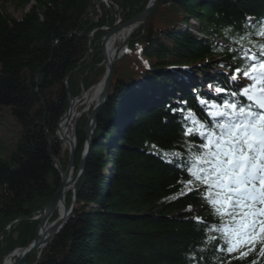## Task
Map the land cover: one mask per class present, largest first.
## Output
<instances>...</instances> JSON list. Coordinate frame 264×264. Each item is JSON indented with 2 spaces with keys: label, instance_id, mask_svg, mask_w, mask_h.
Instances as JSON below:
<instances>
[{
  "label": "trees",
  "instance_id": "16d2710c",
  "mask_svg": "<svg viewBox=\"0 0 264 264\" xmlns=\"http://www.w3.org/2000/svg\"><path fill=\"white\" fill-rule=\"evenodd\" d=\"M98 1L3 0L23 11L19 18L0 5V108L9 107L20 124L15 148L0 159V262L32 241L37 220L31 218L59 187L52 160L64 170L68 153L56 138V125L68 93L77 96L102 75L100 28L112 27L117 18L129 20L148 2L110 0L107 8ZM247 16L264 18V0H158L144 31L141 25L134 31L128 51L113 66L114 81L95 118L72 212L26 264H189L202 238L190 218L208 213L191 193L166 199L181 190L180 173L154 155L151 145L182 142L181 117L171 111L181 101L206 119L196 96L215 98L207 85L224 84L220 64L232 63L222 46L213 45L224 28H242ZM85 121L74 129L75 167ZM189 203L195 210H187ZM21 218L27 219L7 227Z\"/></svg>",
  "mask_w": 264,
  "mask_h": 264
},
{
  "label": "snow or ice",
  "instance_id": "6c2138e0",
  "mask_svg": "<svg viewBox=\"0 0 264 264\" xmlns=\"http://www.w3.org/2000/svg\"><path fill=\"white\" fill-rule=\"evenodd\" d=\"M222 31L213 48L222 46L232 63L220 64L226 69L224 84L207 85L215 98L196 96L206 119L181 101L182 106L171 111L181 117L182 142L151 147L154 155L180 173L176 184L181 190L166 199L191 193L200 210L208 213L190 218L202 238L190 251L189 264H260L264 260V18L247 16L239 30L230 25ZM187 210H195L192 203Z\"/></svg>",
  "mask_w": 264,
  "mask_h": 264
},
{
  "label": "water",
  "instance_id": "95a60500",
  "mask_svg": "<svg viewBox=\"0 0 264 264\" xmlns=\"http://www.w3.org/2000/svg\"><path fill=\"white\" fill-rule=\"evenodd\" d=\"M157 2H158V0H149L147 5L145 6V8L140 13L136 14L135 16H133L129 20L125 21L124 23L117 25V26H114L104 35V37L102 39V43L100 45V51H101V54L103 56V61L105 63V72H104L102 80H101L103 82V87H102V91H101L100 96H99V101L93 106L92 110L90 111V114L88 115L85 126H84L85 143H84L83 153L81 155L80 161H79L78 165L76 166V169H75L73 175L70 178H68L69 171L74 167V147H73V145L70 146L68 164L65 168L64 173H60L61 167L58 165L57 161L54 159L52 160L53 167L55 168V170L59 174L60 184H59V187L57 188L54 196L52 197V199L43 207L42 210H40L38 212L39 214H41L43 211H46V213H44L45 214L44 217L41 216L40 222L44 221L46 223H49L50 218L52 217V214L55 210L56 203H57L58 197L60 195V192L66 184H68V183L71 184V187L73 190L75 183H76L78 177L80 176L81 171L84 167L86 155H87L88 149L90 147L92 132H93V129L95 127L96 115H97L99 109L101 108V106L106 102V100L108 99V97L110 95V87H111L112 80H113V64L118 59L119 55H118V51H117V53L111 59V61H106L105 56L103 55V47H104L105 41L112 34L118 32L119 30H121L123 28L136 27L139 24H141L142 28H144L145 22H146L148 16L152 13L154 8L156 7ZM149 36H150V29L147 32L146 41L149 40ZM128 42H129V39L123 40L121 43V47L125 46ZM101 81H99V83ZM68 98H70L69 93H68ZM66 111H67V109L65 110V112ZM72 206H73V200L71 202L69 209L66 210L64 217L62 219H56L55 221L52 222V224H55V227L52 230H50V232L47 234V236H43L41 239H37V233L35 230L34 231V237H33L32 241L27 246H25L24 248H19V249L14 250V252H15L17 250H23L25 248L28 249L25 253H23V255L20 258L17 259L15 264H25L26 260L40 246L44 245L46 243V241L50 237H52L60 229V227L63 225V223L70 216V213L72 211ZM35 229H37V227Z\"/></svg>",
  "mask_w": 264,
  "mask_h": 264
},
{
  "label": "rangeland",
  "instance_id": "374dc122",
  "mask_svg": "<svg viewBox=\"0 0 264 264\" xmlns=\"http://www.w3.org/2000/svg\"><path fill=\"white\" fill-rule=\"evenodd\" d=\"M0 5H2L1 7L3 10H5L7 13H9L14 18H19L21 16V14L23 13V11L21 9H15L10 2L5 3V2H3V0H0ZM102 6H105V5L102 4ZM115 20H117V19H115ZM95 33H96V30L92 34H95ZM102 36H103V34H102ZM102 38L100 39L101 43H102ZM120 43H121V41H118V47H119ZM119 68L124 69V67L122 65H120ZM117 70L115 73V78H117L119 76V71H117ZM134 76L135 75H132L131 77H134ZM93 87L90 86L89 88H86V89H84L83 87H80L78 89V92H79L78 95L74 98L76 101V105L74 106V115H73L71 122L69 124V135H71V137H72V134L74 135V129H75L76 122H78L84 118H85V120H87V117L91 111V107H90L91 105H89L87 102L91 96V91H92ZM73 121H75V122H73ZM73 123H74V126H73ZM19 133H20V124H18L16 119L11 115L10 108L6 107V106H3L2 108H0V159H2V160L6 159L9 156L10 152L15 148V144L18 140ZM61 142H62L61 143L62 150L63 151L66 150L68 153V149H69L68 144L66 142H63V141H61ZM74 143L76 145L75 138H74ZM68 157H69V154H68ZM75 169H76V167L74 166L70 170L72 172L71 176L73 175ZM64 171L65 170H63L61 168L60 173H64ZM70 189H72V187H70ZM68 195L69 194L67 193L66 194V209H68L70 204H71V202L68 203V201H70V199L68 198ZM39 211H37L33 214L31 220H36V218L38 216H34V215H38L37 213ZM25 219H27V218L16 219V220L12 221L13 222L12 224H15L21 220L24 221ZM52 220H53V216H52V218H50L49 222H52ZM10 225L11 224H9L7 227H9ZM33 237H34V234H33ZM38 250H40V249H38ZM13 252H14V250L12 252H10L9 254H7L6 257L11 256L13 254ZM35 253H37V252H35ZM35 253H33V254H35ZM29 258L28 259L31 260V262L35 261V258H33L32 255ZM4 259H5V257H3L0 264L2 263V261Z\"/></svg>",
  "mask_w": 264,
  "mask_h": 264
},
{
  "label": "bare ground",
  "instance_id": "6f19581e",
  "mask_svg": "<svg viewBox=\"0 0 264 264\" xmlns=\"http://www.w3.org/2000/svg\"><path fill=\"white\" fill-rule=\"evenodd\" d=\"M133 30V27H126L118 32L112 34L104 43V49L103 53L105 56L106 61H111V59L115 56V54L118 51V41H121L122 39L126 38L127 35H129ZM120 54V53H119ZM103 82L101 81L98 85L92 88L91 96L88 100L89 105H95L99 101V96L102 91ZM76 102L72 101L69 106L68 110L63 114L62 118L58 122L57 126V133L60 138H62L64 141H67L71 143L72 137L69 135V124L71 122V119L74 115V106ZM72 172L69 171L68 177L70 178ZM71 184H66L58 197L55 210L57 212V219H62L64 217V214L66 212V194L70 190ZM44 213L46 211H43L41 214L38 213V223L36 225L37 229V239H41L43 236H47V234L55 227V224H52L51 222L46 223L44 221L40 222L41 216L44 217ZM40 222V223H39ZM35 227V228H36ZM34 230V231H35ZM32 245V244H31ZM24 248V247H23ZM42 247L40 246L39 249ZM28 249L25 248L23 250H17L13 252L11 256L5 257L2 264H15L18 258H20L23 253H25ZM15 259V260H14Z\"/></svg>",
  "mask_w": 264,
  "mask_h": 264
}]
</instances>
